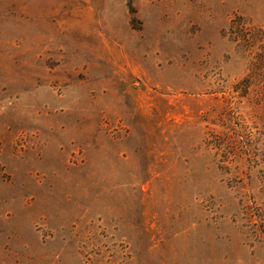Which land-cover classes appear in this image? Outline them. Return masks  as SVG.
I'll list each match as a JSON object with an SVG mask.
<instances>
[{"label": "rangeland", "instance_id": "1", "mask_svg": "<svg viewBox=\"0 0 264 264\" xmlns=\"http://www.w3.org/2000/svg\"><path fill=\"white\" fill-rule=\"evenodd\" d=\"M0 264H264V0H0Z\"/></svg>", "mask_w": 264, "mask_h": 264}, {"label": "trees", "instance_id": "2", "mask_svg": "<svg viewBox=\"0 0 264 264\" xmlns=\"http://www.w3.org/2000/svg\"><path fill=\"white\" fill-rule=\"evenodd\" d=\"M218 138H220V137H217V139H218ZM220 140H221V138H220Z\"/></svg>", "mask_w": 264, "mask_h": 264}]
</instances>
